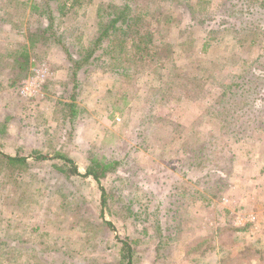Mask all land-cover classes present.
<instances>
[{"label": "rangeland", "instance_id": "rangeland-1", "mask_svg": "<svg viewBox=\"0 0 264 264\" xmlns=\"http://www.w3.org/2000/svg\"><path fill=\"white\" fill-rule=\"evenodd\" d=\"M261 1L0 0V152L58 151L80 170L87 156L120 161L102 182L113 229L91 178L67 180L48 161L0 172V264H113L119 241L132 264H264ZM100 2L147 8L155 44L169 47L163 63L97 52L73 81L64 51L42 37L45 14L79 57ZM23 46L24 70L13 63Z\"/></svg>", "mask_w": 264, "mask_h": 264}, {"label": "trees", "instance_id": "trees-1", "mask_svg": "<svg viewBox=\"0 0 264 264\" xmlns=\"http://www.w3.org/2000/svg\"><path fill=\"white\" fill-rule=\"evenodd\" d=\"M64 1V8L68 2L72 3V7L74 5H79V0ZM260 5L264 8V0L260 2ZM133 7L134 6H130L129 3L125 2L120 5L104 4L103 2L98 3L95 13L97 19L95 35L87 46L81 48L79 57L71 55L65 47V44H63L61 37L51 31L54 18L50 12L45 14L47 26L42 30V33H44L42 37H46L47 34L45 33L50 32L45 38V42L50 40L54 41V43L64 51L70 64V76L73 81H75L78 71L92 64L97 52H101V54L103 53L104 55L106 54L110 56V58H115L117 56L125 57L128 50L129 52L135 51L137 55H141V60L147 56L159 66V64L163 63L164 59H166L169 47L163 42L162 44L160 42V47L155 44L156 37L152 30L154 28H151V21L154 15L150 14L147 8H142L139 5H137L136 8ZM31 33V31L27 33L28 44L34 46L37 41V34ZM158 33H155V35ZM26 48V46L22 47L23 53L18 51L14 53V55L16 53L18 54V58L15 57L13 63L18 64L22 70H24L28 64V55L25 52ZM237 87L239 88L238 85L235 87L233 82L224 86L217 101L221 103L227 101L226 98L233 93V90H237ZM68 101L69 102L63 103V108H65L66 112L64 117L67 123L72 125V123L76 121L79 112L73 94H71ZM31 161H48L51 168L67 180L73 177L82 179L91 178L94 180L100 192V219L108 228L113 229L111 222L105 221L102 218V214L104 210H106L109 215H113L111 212H114L115 208L113 209L111 205L109 206V200H113L115 196L112 194L111 190L108 191L104 188L102 182L106 180L108 176L117 172L120 166L119 160L87 156L85 158L86 164L83 170H80L70 157L58 151H54L51 154L35 153L30 156H10L0 152V172L8 175L9 170L17 171L22 168L25 169ZM117 181L119 183L123 182L120 178H116L115 182ZM128 212L132 213L133 210L128 208ZM114 213L118 215L116 211ZM132 214L129 216H132ZM234 239L233 237V241ZM119 243L120 249L118 255L114 258L113 264H132L131 243L127 241H119ZM160 243H162L161 240H158L156 246L159 247Z\"/></svg>", "mask_w": 264, "mask_h": 264}]
</instances>
